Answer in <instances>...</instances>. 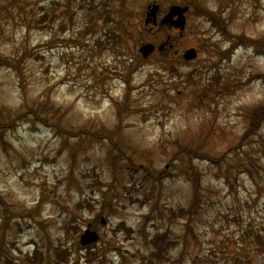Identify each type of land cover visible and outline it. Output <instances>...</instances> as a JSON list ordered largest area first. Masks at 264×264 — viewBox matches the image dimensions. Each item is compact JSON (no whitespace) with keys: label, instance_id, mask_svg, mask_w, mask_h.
<instances>
[{"label":"rangeland","instance_id":"rangeland-1","mask_svg":"<svg viewBox=\"0 0 264 264\" xmlns=\"http://www.w3.org/2000/svg\"><path fill=\"white\" fill-rule=\"evenodd\" d=\"M154 1L160 18L186 0H0L1 54L32 53L22 83L0 66V264H54L60 241L70 252L63 264H92L89 253L94 264H264V248L240 241L244 230L264 237V123L244 154L231 152L250 110L264 105V55L236 47L207 17L260 38L264 0H192L182 35L145 24ZM168 37L167 55L142 57L143 42L158 47ZM191 47L198 56L185 60ZM47 100L59 111L52 120L81 134L59 133L33 114L18 118ZM126 102L111 153L108 138L90 137L110 135ZM180 143L225 157L220 165L193 158L202 178L196 209L182 172L188 156L174 157ZM120 147L128 157L116 162ZM165 167L161 180L147 177ZM180 208L192 210L182 216ZM89 224L100 234L91 252L80 244ZM163 232L176 244L165 260L148 262L150 238Z\"/></svg>","mask_w":264,"mask_h":264},{"label":"trees","instance_id":"trees-1","mask_svg":"<svg viewBox=\"0 0 264 264\" xmlns=\"http://www.w3.org/2000/svg\"><path fill=\"white\" fill-rule=\"evenodd\" d=\"M207 17L209 18V21L211 25L216 28L218 31L222 32L225 36L229 38V40L234 44L236 47L239 46H245V45H251L254 47L256 52L261 55H264V36L260 38H252L249 36H246L245 34H234L231 31L227 29V23L224 22L223 18L219 16V14L214 13V12H207ZM168 52H164L163 55H167ZM32 56V53L30 51L28 52H23L19 57H10L1 54L0 52V66L1 67H6L11 69L12 71H15L17 73V76L20 78L21 83L23 82L24 79V67L23 64ZM176 71V69H173ZM264 74V73H262ZM129 76V72H128ZM260 79H264V76H259ZM125 83H128L127 79H125ZM23 87V85H21ZM23 97L26 98V92L23 88ZM53 105L51 104L50 100L45 101L44 103H41L40 105L34 107L32 106L31 108H28V110L20 117H24L28 114H33L35 116L36 120H41L42 122L46 123L47 125H50L52 127H56L58 129L59 133L62 134H69L71 136H78V134H81L82 129H78L76 132L73 131H66L61 128L58 123H55L52 119L55 114H58V110H52ZM120 111H119V117H120V122L118 123V127L114 129L113 131L110 132V135H104V133H95L92 135V139H101V138H108L112 144V150L111 153L114 152V149L118 148V140L115 139L117 134H119L120 129H121V121L122 118H124L125 114L128 112L130 105L129 102H126L125 104H120ZM56 117V116H55ZM57 118V117H56ZM249 118H250V124L246 131L243 133L241 136V139L239 143L231 148V152H236L235 155H237V152L245 153V151H242L243 147L246 145L245 143L249 140L252 139L254 136H256L262 127V124L264 123V105L262 106H256L253 107L250 112H249ZM10 126L15 123V119L10 121ZM81 130V131H80ZM1 133V132H0ZM121 146V144H120ZM121 152L118 155H115L114 160L117 162L120 159L127 158L128 156L125 155V152L122 151L120 147ZM240 150V151H238ZM187 155L188 158L182 160L184 162V166L187 167V169H184L182 172L184 175H186L192 182L193 188H194V201L193 205L191 208L196 209L197 208V203L201 201V186H202V178H201V173L198 171L195 166H194V159L193 158H199L201 160H207L213 164L220 165L221 161L224 160L225 157L221 158H214L210 156L208 153H206L201 145H198L197 148L192 149L188 146H183V144L178 145V149L174 152V157L176 156H181V155ZM246 156L249 157L250 154L246 152ZM173 157V160H174ZM129 160V159H128ZM249 162L252 163L251 157L249 158ZM114 167H117V164L113 162ZM240 167H246L247 171L251 173V170L245 165L244 160H241L238 162V168ZM146 170H149L146 168ZM167 169L166 167L162 169V171H158V174H153L151 171L147 172V177L150 176L152 177L155 181H159L162 179L163 176H165ZM228 172L230 170L227 169ZM113 185V183L111 184ZM104 202L106 203L107 198L103 199ZM192 210V209H190ZM190 210L180 208L179 212L182 214V216H186L190 214ZM176 212H174V215ZM101 215H98V217L95 219L98 221L100 219ZM95 222V221H94ZM74 228L77 229V225H74ZM241 242H246V243H253L260 241V238L257 236V233L252 230H244V232L241 235ZM151 245L153 247V252L151 254L150 259H148V262L151 261V263H154L155 259L158 261L160 260H165L167 258V255L171 248L175 246V241L169 236L168 232H163V233H158L155 236H152L150 238ZM64 244H62V241H60V247H56V256L52 260L54 264H63L67 261L68 259V249H65L66 247H63ZM92 248V247H90ZM38 251L39 249L35 248L34 252L32 253V258L34 257V260L37 262L42 260L44 258L43 255L39 254ZM86 260L88 263L94 264V258L93 254L89 253L86 255ZM13 259L10 257H6L4 264H13ZM248 262V261H246ZM102 264V263H101Z\"/></svg>","mask_w":264,"mask_h":264},{"label":"water","instance_id":"water-1","mask_svg":"<svg viewBox=\"0 0 264 264\" xmlns=\"http://www.w3.org/2000/svg\"><path fill=\"white\" fill-rule=\"evenodd\" d=\"M159 9L158 5H155L148 14L147 23L150 21V16L154 17V23L156 21V13ZM189 9L188 6L180 7V6H173L169 13L161 20V24H170V26H175L181 28V30L185 27V12ZM175 16H178V19H174ZM164 48V45L160 46V50ZM155 50V45L153 43H146L140 47V52L142 53L144 58H147L153 51ZM184 57L188 60L194 59L197 57V52L194 48H191L186 51ZM104 223V218L102 220ZM99 234L96 231L87 228L85 232L81 235L80 242L83 246L89 245L92 243H96L99 240Z\"/></svg>","mask_w":264,"mask_h":264},{"label":"flooded vegetation","instance_id":"flooded-vegetation-1","mask_svg":"<svg viewBox=\"0 0 264 264\" xmlns=\"http://www.w3.org/2000/svg\"><path fill=\"white\" fill-rule=\"evenodd\" d=\"M258 248H264V242H257Z\"/></svg>","mask_w":264,"mask_h":264}]
</instances>
